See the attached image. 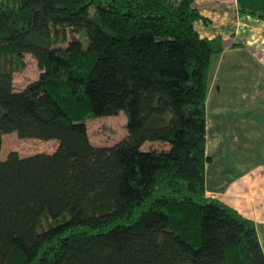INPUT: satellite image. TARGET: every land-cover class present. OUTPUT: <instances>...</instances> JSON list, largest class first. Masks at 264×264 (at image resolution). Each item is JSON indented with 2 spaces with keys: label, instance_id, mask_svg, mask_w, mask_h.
I'll return each instance as SVG.
<instances>
[{
  "label": "trees",
  "instance_id": "1",
  "mask_svg": "<svg viewBox=\"0 0 264 264\" xmlns=\"http://www.w3.org/2000/svg\"><path fill=\"white\" fill-rule=\"evenodd\" d=\"M196 1L0 0V151L14 133L58 142L0 159V264H264L255 222L207 193L223 48ZM74 30L87 46L56 50ZM28 51L40 75L18 91ZM121 112L127 137L93 145L86 120Z\"/></svg>",
  "mask_w": 264,
  "mask_h": 264
},
{
  "label": "crops",
  "instance_id": "2",
  "mask_svg": "<svg viewBox=\"0 0 264 264\" xmlns=\"http://www.w3.org/2000/svg\"><path fill=\"white\" fill-rule=\"evenodd\" d=\"M195 6L205 19L196 30L223 48L209 70L207 193L255 222L264 251V0Z\"/></svg>",
  "mask_w": 264,
  "mask_h": 264
},
{
  "label": "rangeland",
  "instance_id": "3",
  "mask_svg": "<svg viewBox=\"0 0 264 264\" xmlns=\"http://www.w3.org/2000/svg\"><path fill=\"white\" fill-rule=\"evenodd\" d=\"M87 38L82 31H70L68 42L56 47V50L74 51L81 46H87ZM25 61L27 67L22 72L14 75V83L17 87H22L36 81L40 71L31 52H26ZM213 109L210 107L209 114L212 116ZM89 137L95 146H113L127 137V116L124 112L117 116L90 118L86 120ZM58 142L55 140L42 141L38 139H19L17 135H4L0 159H5L11 151H16L21 157H27L38 153H52L56 150ZM145 150L163 151L168 150V145L158 142L145 143Z\"/></svg>",
  "mask_w": 264,
  "mask_h": 264
}]
</instances>
